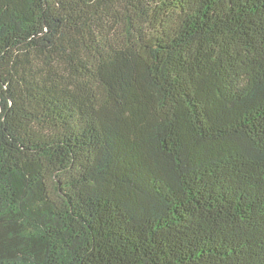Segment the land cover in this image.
<instances>
[{"label":"trees","instance_id":"trees-1","mask_svg":"<svg viewBox=\"0 0 264 264\" xmlns=\"http://www.w3.org/2000/svg\"><path fill=\"white\" fill-rule=\"evenodd\" d=\"M0 264H264V0H0Z\"/></svg>","mask_w":264,"mask_h":264}]
</instances>
